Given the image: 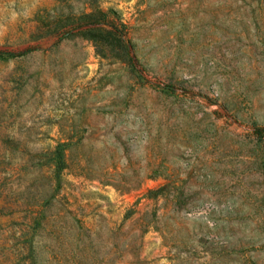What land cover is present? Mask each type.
<instances>
[{"label": "rangeland", "instance_id": "obj_1", "mask_svg": "<svg viewBox=\"0 0 264 264\" xmlns=\"http://www.w3.org/2000/svg\"><path fill=\"white\" fill-rule=\"evenodd\" d=\"M98 7L134 69L48 31ZM256 126L264 0H0V264H264Z\"/></svg>", "mask_w": 264, "mask_h": 264}, {"label": "trees", "instance_id": "obj_2", "mask_svg": "<svg viewBox=\"0 0 264 264\" xmlns=\"http://www.w3.org/2000/svg\"><path fill=\"white\" fill-rule=\"evenodd\" d=\"M48 31L61 32L62 36L82 35L93 41L99 55L122 59L131 69L136 67L132 44L126 36L125 23L112 9L98 7L77 15L73 14L68 22H57ZM255 131H264V127L256 126ZM65 145V141H58L46 153L55 174L60 173L66 165ZM152 190L150 188L148 192L151 193Z\"/></svg>", "mask_w": 264, "mask_h": 264}]
</instances>
